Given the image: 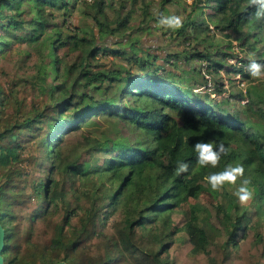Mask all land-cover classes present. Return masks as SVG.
<instances>
[{"label": "trees", "instance_id": "trees-1", "mask_svg": "<svg viewBox=\"0 0 264 264\" xmlns=\"http://www.w3.org/2000/svg\"><path fill=\"white\" fill-rule=\"evenodd\" d=\"M209 1L208 17L227 37L264 23L248 0ZM150 2L0 0L4 264H264V110L246 80L249 59L195 47L144 50L142 33L177 0H160L158 12ZM78 3L81 27L67 23ZM189 24L196 33L202 23L187 15L175 36L185 39ZM106 55L127 63L108 69ZM189 60L205 62L197 86L225 69L229 79L241 74L244 92L215 102L196 94L179 80L178 65ZM214 85L217 95L229 91L222 78ZM113 121L133 137L111 138ZM198 141L223 142L230 152L218 167L201 168ZM177 161L188 171L177 175ZM236 162L252 181L249 204L205 180Z\"/></svg>", "mask_w": 264, "mask_h": 264}, {"label": "rangeland", "instance_id": "rangeland-1", "mask_svg": "<svg viewBox=\"0 0 264 264\" xmlns=\"http://www.w3.org/2000/svg\"><path fill=\"white\" fill-rule=\"evenodd\" d=\"M149 1H151L150 3L152 7L156 9V11L158 12V9L160 6V0H149ZM213 5H214V2H211L209 0H202L201 3H199L197 0H192L191 3H188L187 0H177V2L166 4L164 6L165 8L164 12H167V15L179 16L178 14L183 13L185 15H181L182 21L186 19L187 15H189V19L191 17L193 21L194 20L196 22L200 21L202 24H199L196 27L198 33L197 32L194 33V31L191 29L190 27L191 26L190 24H192L191 22L189 25L186 26L184 30V33L186 35L185 39L181 36H175L174 32L176 31V29L173 30L171 28H168L162 25L160 26V28L157 27L159 28V30H157L156 28L153 29L151 31L152 33H150L149 35H146L145 37L147 40H150L149 43L155 44L154 46L155 50H157L159 54L163 53L164 51H166L167 55L169 53H174V52L181 53L182 51L185 52L188 50H192L191 47H195L201 51L206 50V49H209V50L218 49V50H222L226 52L235 51L240 56L243 55L244 57H247V58H249V56H252L255 58L257 62L261 63L259 59L264 58V55H262V53H264V23H262L261 28L252 30L251 32H249L248 35L232 33L229 37H227V35L224 33L225 31L217 30L214 25V22H212V20L208 17V15L214 11L212 7ZM129 7L130 6H128V8ZM199 7H201V10H198ZM82 9H83L82 5L78 3L72 16L68 17L67 19L68 25L78 24L80 25V27L84 26ZM179 11L180 12L183 11V12L180 13ZM108 12L109 14H112L110 8H108ZM162 13H163V10H162ZM163 15L164 13L162 14V16ZM157 21H160V17L159 18L157 17ZM157 21L155 23L158 24ZM194 24L195 23H193V25ZM204 24L206 26H203ZM84 29L87 31V33L90 32L88 28L84 27ZM244 31L246 32L247 29H245ZM94 34L98 36V33L96 30L94 31ZM193 37H196V38H193ZM103 40H104V43H107V44H111L113 42V39L107 40L106 37L102 39V41ZM140 40H141L140 41L141 45L142 43L144 44L142 39ZM197 43H200V44H197ZM247 44L248 46L251 44L255 45L254 48L256 47V50L255 51L249 50L246 47ZM106 58L108 59V61L104 62L101 59L100 62L101 64L106 63L108 65L107 67L108 69H110L113 66L115 67L116 65H122V64L127 63V61H125L124 59H118L114 55H110V56L106 55ZM201 63H205V62H201ZM201 63L196 60H189L187 64H182V63L179 64L178 69L180 72H183L181 79L179 80L181 81L182 84L188 85L194 92H196V94L197 92L201 93L215 102L214 100L215 98L211 97L208 93L203 92V90L201 88H198L199 86L196 85L203 81L201 77V73L198 70ZM184 70L188 72L184 73ZM220 72L222 73L221 77H219L218 75H214V83L215 81L217 82L221 80L222 78V80H224L226 85H228L229 91H226V93L222 94L219 99H221L223 95L227 97L228 95L230 96L231 94L236 95L239 92L241 93V91L244 92L245 88L243 87L245 85L243 86L242 83L238 84L237 81H239V79H235L234 77V76L238 77L237 75L230 73L229 74L230 79H229L226 77L225 69L223 70L221 69ZM246 78H247L246 79L247 82L249 83V86H253L255 88V91H256L255 95L259 98L258 100L259 102L257 106H259L260 108L264 110V79H253L250 75ZM236 84L242 87L243 90L239 89V87ZM213 101L211 102L212 104H214ZM227 106L230 109L233 108L230 106V104H228ZM262 122L264 123V120H262ZM107 129H108V134L111 138H116L117 135L127 136L129 138L133 137V134L130 131L129 127L125 126L121 122L113 121L112 123L108 124ZM240 183L241 181L238 180L234 187L225 185V190L228 192V197L234 198L232 193L236 190V188L240 186ZM205 199L206 197H201L199 199V202L204 201ZM249 203H251V201H249L247 204Z\"/></svg>", "mask_w": 264, "mask_h": 264}, {"label": "clouds", "instance_id": "clouds-1", "mask_svg": "<svg viewBox=\"0 0 264 264\" xmlns=\"http://www.w3.org/2000/svg\"><path fill=\"white\" fill-rule=\"evenodd\" d=\"M249 6L256 8L257 18H264V0H248ZM159 23L162 26L173 30L182 27V20L179 16H161ZM249 63L246 71L253 79H264V64L249 56ZM196 153L197 163L201 168L219 166L222 157L227 156L230 148L226 147L223 142L217 144L215 141H198L193 145ZM189 165L183 161H177L176 174L180 175L188 171ZM244 166L240 162L235 164H227L222 171L213 172L205 177L206 183L213 192H218L225 185L234 187L238 180L241 181L240 186L232 193L237 202L241 205L247 204L253 198V191L250 187L252 181L250 178H244Z\"/></svg>", "mask_w": 264, "mask_h": 264}, {"label": "crops", "instance_id": "crops-1", "mask_svg": "<svg viewBox=\"0 0 264 264\" xmlns=\"http://www.w3.org/2000/svg\"><path fill=\"white\" fill-rule=\"evenodd\" d=\"M165 9V8H164ZM164 9H163V13H164V15H163V17H169L170 15H167V12H164ZM156 10V9H155ZM180 12V11H179ZM183 11H181L180 13H182ZM162 13V14H163ZM179 15V17H181V15H185V14H178ZM155 16H156V13H155ZM182 20V19H181ZM158 22V24L157 23H155V22H151L150 23V25L148 26V27H146V29H145V31H144V33H142V41L144 42V44L142 43V45H141V42H140V46L144 49V50H148L150 53H153V54H158V55H162V53H160L159 54V52H157V50H155V44H151V43H149V41L150 40H147L146 39V35H149L150 33H152L151 31L153 30V29H157V30H159V28H160V26H161V24L159 23V21H157ZM183 22V21H182ZM157 27H159V28H157ZM125 40V39H124ZM152 41V40H151ZM114 39H113V42L111 43V44H109L110 46H112V47H115V45H114ZM122 49H123V52H124V57L126 58V57H128V55H129V53H131V50L129 49V47H127V46H124V47H122ZM141 51V50H139L140 51V55H139V57L141 56V57H145V55H146V53H147V51ZM116 58H118V59H122L121 57H119V56H115ZM123 65H126V64H123Z\"/></svg>", "mask_w": 264, "mask_h": 264}, {"label": "built area", "instance_id": "built-area-1", "mask_svg": "<svg viewBox=\"0 0 264 264\" xmlns=\"http://www.w3.org/2000/svg\"><path fill=\"white\" fill-rule=\"evenodd\" d=\"M187 2L188 3H191L192 0H187ZM228 60L233 65L239 63V62H237V59H234V58H229ZM232 73L238 76V77L234 76L235 79H239V81H237L238 84H241L242 83V85L244 86L245 85V81H243V79L241 78V74L239 72H232ZM207 76L208 75H206V82H205V84L202 85V86H199L198 88H201L203 90V92L208 93L211 97L219 99L222 94L221 95L215 94V92H214V88H215L214 82H213V80L209 76L208 77ZM224 86H225L226 89H229L228 88V85H226V83H225Z\"/></svg>", "mask_w": 264, "mask_h": 264}, {"label": "water", "instance_id": "water-1", "mask_svg": "<svg viewBox=\"0 0 264 264\" xmlns=\"http://www.w3.org/2000/svg\"><path fill=\"white\" fill-rule=\"evenodd\" d=\"M4 238H5V231L0 223V264H4V259L2 256V250L4 248ZM55 264H67V263L64 261H61Z\"/></svg>", "mask_w": 264, "mask_h": 264}]
</instances>
